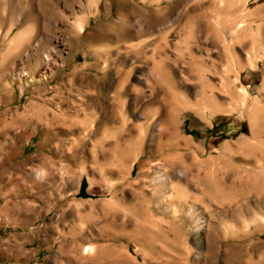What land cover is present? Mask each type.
<instances>
[{
	"label": "rangeland",
	"instance_id": "374dc122",
	"mask_svg": "<svg viewBox=\"0 0 264 264\" xmlns=\"http://www.w3.org/2000/svg\"><path fill=\"white\" fill-rule=\"evenodd\" d=\"M0 264H264V0H0Z\"/></svg>",
	"mask_w": 264,
	"mask_h": 264
},
{
	"label": "bare ground",
	"instance_id": "6f19581e",
	"mask_svg": "<svg viewBox=\"0 0 264 264\" xmlns=\"http://www.w3.org/2000/svg\"><path fill=\"white\" fill-rule=\"evenodd\" d=\"M76 25H77L78 29L81 30V25H82V24H81V22H80L79 20L76 21ZM246 94H247V93H246ZM245 96H246V95H245ZM245 96H244V98H245ZM246 97H247V96H246Z\"/></svg>",
	"mask_w": 264,
	"mask_h": 264
}]
</instances>
